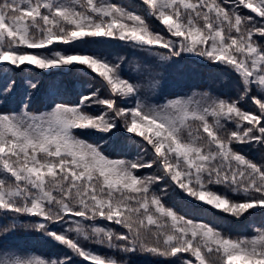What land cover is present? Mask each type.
Masks as SVG:
<instances>
[{"label":"snow or ice","instance_id":"1","mask_svg":"<svg viewBox=\"0 0 264 264\" xmlns=\"http://www.w3.org/2000/svg\"><path fill=\"white\" fill-rule=\"evenodd\" d=\"M90 43L155 63L134 75L127 57ZM185 56L237 74L242 94L152 102L147 93L169 70L180 77ZM54 74L77 78L76 100ZM252 151L264 152V0H0V264H121L134 255L264 264V220L249 223V235L226 231L228 221L264 214V156ZM173 194L220 222L176 209ZM22 229L62 255L5 250Z\"/></svg>","mask_w":264,"mask_h":264},{"label":"trees","instance_id":"2","mask_svg":"<svg viewBox=\"0 0 264 264\" xmlns=\"http://www.w3.org/2000/svg\"><path fill=\"white\" fill-rule=\"evenodd\" d=\"M115 2H118L124 6H130L138 3V0H115ZM149 23H151L156 29L160 28V25L155 21L150 20ZM84 47L91 51H100L110 58H117L121 56L127 57L130 63L125 64L124 67L128 72L134 75L137 73L138 64H143L146 60L155 63V59L148 57L147 53L142 51L133 52L131 49L123 45H101L90 43ZM180 63L183 65V71L180 74V77L169 70L165 74V79L161 80L160 87H158L154 92L147 93L152 99V102L163 103L166 99L175 98L177 95H191L193 91H210L214 95L231 97L232 99H236L242 94V89L240 87L241 81L237 74L232 73L221 66H217L213 63H209L191 56H185L180 61ZM217 73L223 76L224 79L215 75ZM194 74L199 76L201 80H198ZM54 75L57 79L62 80L67 86L68 91L65 98L68 100H76L78 98V90L75 88L77 78L65 74ZM43 79L47 81L49 77L45 76ZM206 80H208V83L205 82ZM79 82L86 83L87 78L80 77ZM45 98L46 89L42 88L40 93H38L36 96L37 106H40L45 101ZM242 106L245 107L246 110H250L251 108V104L248 101H242ZM40 110H43V108H40ZM89 111L94 112L96 110L90 109ZM229 127H232V125H229ZM116 143L118 144L119 141ZM115 147L116 144L113 145V148ZM245 151L249 150L245 149ZM251 154L254 155L256 159H260L262 156H264V152L261 151H252ZM168 203L174 206L176 209H180L182 212L187 211L190 216L196 215L205 220L211 219L216 222H220L219 218L207 215L200 212L199 210L193 212L191 210V206L175 194L170 196ZM262 220H264V214H256L251 221H228L226 231H229L234 237L249 235L251 233L249 223L259 224ZM21 222L23 223L26 221L22 219ZM5 250L15 251L16 255L19 256H38L40 258L62 255L63 253L61 248L53 246V244L48 239L41 238V236L37 234H29L23 229L18 231L15 237L10 242H8V246ZM103 251L106 254H112L107 252V250ZM0 255H2V253H0ZM119 259L121 264H125V262H127V264H166L170 258L134 255L130 259L127 256H121Z\"/></svg>","mask_w":264,"mask_h":264},{"label":"rangeland","instance_id":"3","mask_svg":"<svg viewBox=\"0 0 264 264\" xmlns=\"http://www.w3.org/2000/svg\"><path fill=\"white\" fill-rule=\"evenodd\" d=\"M194 75L196 76V74H194ZM215 75H217V76L221 77L222 79H224V77L221 76L219 73H217V74H215ZM196 77H197L198 80H201V78H199V76H196ZM225 81H226V80H225ZM205 82L208 83V80H206Z\"/></svg>","mask_w":264,"mask_h":264}]
</instances>
